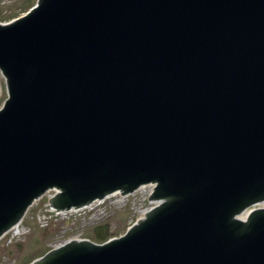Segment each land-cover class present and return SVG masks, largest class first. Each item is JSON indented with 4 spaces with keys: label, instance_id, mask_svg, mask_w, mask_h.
Returning a JSON list of instances; mask_svg holds the SVG:
<instances>
[{
    "label": "water",
    "instance_id": "95a60500",
    "mask_svg": "<svg viewBox=\"0 0 264 264\" xmlns=\"http://www.w3.org/2000/svg\"><path fill=\"white\" fill-rule=\"evenodd\" d=\"M0 67V234L53 184L173 197L34 264H264V208L234 216L264 198V0H40L0 23Z\"/></svg>",
    "mask_w": 264,
    "mask_h": 264
},
{
    "label": "rangeland",
    "instance_id": "374dc122",
    "mask_svg": "<svg viewBox=\"0 0 264 264\" xmlns=\"http://www.w3.org/2000/svg\"><path fill=\"white\" fill-rule=\"evenodd\" d=\"M37 0H19L18 2L10 3L9 6L3 7L0 4V21L10 20L18 15L26 12ZM7 96V88L5 77L0 74V105L4 102ZM142 205L148 206L145 197L142 193H138L136 197L131 198L127 209L122 207L119 211L117 205H109L102 207V213L98 212L99 207L94 211H84L80 213L69 224L52 225L46 232L38 226L37 216L40 209L44 208V205L38 206L31 211L29 226L32 227V234L29 235L27 241L23 244V248H18L16 245H7L4 241H0V264H29L36 257L41 256L50 249L54 244L67 239L69 231L75 232L82 231L86 236L97 239L95 236V227L100 224L109 222L111 226H107L109 236H120L124 234L129 228L130 224L136 217L140 215V208ZM109 206V207H108ZM112 215H109L110 212ZM83 215V216H82ZM33 217V218H32ZM64 233V234H63Z\"/></svg>",
    "mask_w": 264,
    "mask_h": 264
},
{
    "label": "bare ground",
    "instance_id": "6f19581e",
    "mask_svg": "<svg viewBox=\"0 0 264 264\" xmlns=\"http://www.w3.org/2000/svg\"><path fill=\"white\" fill-rule=\"evenodd\" d=\"M247 214H248V210H245L244 219H246L248 217Z\"/></svg>",
    "mask_w": 264,
    "mask_h": 264
},
{
    "label": "flooded vegetation",
    "instance_id": "af4514ba",
    "mask_svg": "<svg viewBox=\"0 0 264 264\" xmlns=\"http://www.w3.org/2000/svg\"><path fill=\"white\" fill-rule=\"evenodd\" d=\"M109 226H111V225H109Z\"/></svg>",
    "mask_w": 264,
    "mask_h": 264
}]
</instances>
